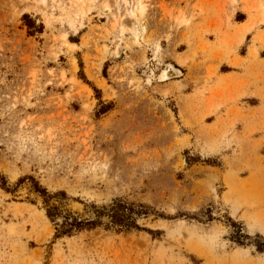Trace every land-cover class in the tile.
<instances>
[{
    "label": "rangeland",
    "instance_id": "374dc122",
    "mask_svg": "<svg viewBox=\"0 0 264 264\" xmlns=\"http://www.w3.org/2000/svg\"><path fill=\"white\" fill-rule=\"evenodd\" d=\"M0 174L150 210L56 239L0 187V264H264V0H0Z\"/></svg>",
    "mask_w": 264,
    "mask_h": 264
},
{
    "label": "trees",
    "instance_id": "16d2710c",
    "mask_svg": "<svg viewBox=\"0 0 264 264\" xmlns=\"http://www.w3.org/2000/svg\"><path fill=\"white\" fill-rule=\"evenodd\" d=\"M28 17H24V19ZM28 27L33 31H38L34 22L30 21ZM83 68V65H80ZM81 76L83 72H81ZM82 79L85 80L84 77ZM98 92L97 89H95ZM30 181L32 183L31 192L43 200L44 210L47 218L56 226V239L64 237H73L76 234L93 231L98 228H104L106 231H115L116 233H128L133 230H141L138 225V219L148 216L150 210L143 205H135L116 200L110 205L90 206V217L83 218L70 211L67 206L68 196L65 191H59L55 194L48 192L34 177L21 178L16 187L11 188L8 185L6 177L0 174V187L8 193H15L21 185Z\"/></svg>",
    "mask_w": 264,
    "mask_h": 264
},
{
    "label": "bare ground",
    "instance_id": "6f19581e",
    "mask_svg": "<svg viewBox=\"0 0 264 264\" xmlns=\"http://www.w3.org/2000/svg\"><path fill=\"white\" fill-rule=\"evenodd\" d=\"M180 76H181V72L173 67L167 69L163 74V78L166 80H171L174 78H178Z\"/></svg>",
    "mask_w": 264,
    "mask_h": 264
},
{
    "label": "crops",
    "instance_id": "0c3cea01",
    "mask_svg": "<svg viewBox=\"0 0 264 264\" xmlns=\"http://www.w3.org/2000/svg\"><path fill=\"white\" fill-rule=\"evenodd\" d=\"M241 12H242L241 9H238V10L235 12L234 22H233V23L235 24L236 27L242 26L243 24H245V23L248 22V20H249V16H248V14L242 12V14H244V16L246 17L245 20H243V21H237V20H236V16L238 15V13H241Z\"/></svg>",
    "mask_w": 264,
    "mask_h": 264
}]
</instances>
